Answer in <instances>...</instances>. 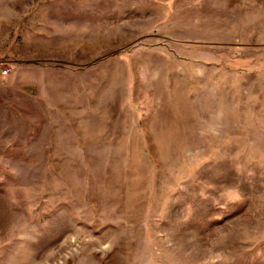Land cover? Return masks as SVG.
<instances>
[{
	"label": "rangeland",
	"instance_id": "1",
	"mask_svg": "<svg viewBox=\"0 0 264 264\" xmlns=\"http://www.w3.org/2000/svg\"><path fill=\"white\" fill-rule=\"evenodd\" d=\"M0 62V264H264V0H0Z\"/></svg>",
	"mask_w": 264,
	"mask_h": 264
},
{
	"label": "crops",
	"instance_id": "2",
	"mask_svg": "<svg viewBox=\"0 0 264 264\" xmlns=\"http://www.w3.org/2000/svg\"><path fill=\"white\" fill-rule=\"evenodd\" d=\"M50 41V40H49ZM26 44H27V42H25ZM52 43H54V42H52ZM25 44V45H26ZM62 44H63V42H62ZM32 49V48H31ZM47 50H48V52H49V54H48V61H54V62H58L60 59H61V62H64V60H65V54L66 55H68V57L70 58V60L72 59V57H74L75 58V56H74V51H70V49H68V50H65L64 49V46H62L60 49H58V46H56L55 44L52 46V47H48L47 48ZM22 51H23V53H24V55L27 57V56H30V58H25L24 60H25V62H32L33 61V59L34 58H31L32 57V50H30L28 47H24L23 49H22V47L21 48H18V47H14L13 45H9L8 46V50H7V54L6 55H4V57H5V59L6 60H9V61H11V62H17V61H19V62H22V60H23V58H21V56H22ZM76 55V54H75ZM59 56H60V58H59ZM22 59V60H21ZM37 61H39V60H35V62H37ZM41 61H44V59H41ZM16 64H18V63H16ZM29 64H25V72H24V74L23 75H25V78L26 77H28V72H29V70H28V68H29ZM32 66V65H31ZM31 66H30V68H31ZM36 67V66H35Z\"/></svg>",
	"mask_w": 264,
	"mask_h": 264
},
{
	"label": "built area",
	"instance_id": "3",
	"mask_svg": "<svg viewBox=\"0 0 264 264\" xmlns=\"http://www.w3.org/2000/svg\"><path fill=\"white\" fill-rule=\"evenodd\" d=\"M10 72L11 69L0 62V74H2L3 76H7L10 74Z\"/></svg>",
	"mask_w": 264,
	"mask_h": 264
}]
</instances>
